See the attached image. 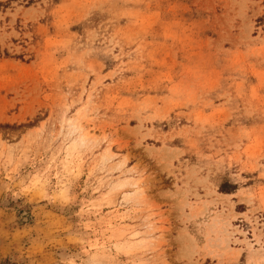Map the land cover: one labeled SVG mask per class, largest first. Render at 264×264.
<instances>
[{"label": "rangeland", "instance_id": "374dc122", "mask_svg": "<svg viewBox=\"0 0 264 264\" xmlns=\"http://www.w3.org/2000/svg\"><path fill=\"white\" fill-rule=\"evenodd\" d=\"M0 264H264V0H0Z\"/></svg>", "mask_w": 264, "mask_h": 264}, {"label": "bare ground", "instance_id": "6f19581e", "mask_svg": "<svg viewBox=\"0 0 264 264\" xmlns=\"http://www.w3.org/2000/svg\"><path fill=\"white\" fill-rule=\"evenodd\" d=\"M78 128H79V129H83L82 126H81L80 124H79Z\"/></svg>", "mask_w": 264, "mask_h": 264}]
</instances>
